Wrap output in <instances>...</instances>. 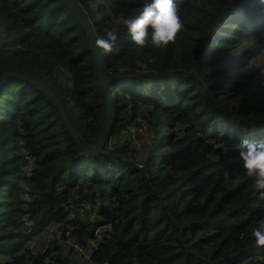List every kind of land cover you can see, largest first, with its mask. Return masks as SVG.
I'll return each instance as SVG.
<instances>
[{"label": "trees", "instance_id": "1", "mask_svg": "<svg viewBox=\"0 0 264 264\" xmlns=\"http://www.w3.org/2000/svg\"><path fill=\"white\" fill-rule=\"evenodd\" d=\"M90 1L77 0L110 74L112 143L85 154L34 85L0 88V264H68L58 245L27 249V221L77 237L109 224L94 253L108 264H264V0ZM8 72L41 80L97 142L96 61L63 2L0 0ZM138 115L144 130L122 138Z\"/></svg>", "mask_w": 264, "mask_h": 264}, {"label": "water", "instance_id": "2", "mask_svg": "<svg viewBox=\"0 0 264 264\" xmlns=\"http://www.w3.org/2000/svg\"><path fill=\"white\" fill-rule=\"evenodd\" d=\"M60 1L63 2L76 17L83 32L86 35L89 49L92 52L93 56L95 57L98 79L101 84V89L105 101L104 121L97 142L92 146H89L79 138L73 125L71 124V121L61 101L41 80L32 77L26 72H8L0 76V88L7 81L12 79L24 80L34 85L53 104L59 117L61 118V121L63 123L66 132L75 141V143L80 148V150H82V152L85 154L100 155L103 153L107 140L109 139L110 132L113 126L114 116H115L114 101L110 88V74L108 73V70L106 68L104 56L101 51L99 41L97 40L92 24L88 19L85 11L81 8L77 0H60Z\"/></svg>", "mask_w": 264, "mask_h": 264}, {"label": "built area", "instance_id": "3", "mask_svg": "<svg viewBox=\"0 0 264 264\" xmlns=\"http://www.w3.org/2000/svg\"><path fill=\"white\" fill-rule=\"evenodd\" d=\"M110 145L109 142L107 146L109 147ZM95 207H97V205H95ZM83 210L86 211V218L91 215V207L85 206ZM71 214L72 212H70V215ZM72 216H74V214H72ZM85 216H83V219ZM78 220L81 221V218H78ZM26 223L29 226L23 231V235L27 240V249L31 252H44L46 248H52L58 245V253L68 259V264H108L107 261H95L94 253L98 249L99 242L112 233L109 224H102L100 221V224L93 228L91 236L77 237L73 233L72 228L60 222L51 221L41 231H37V229L32 226L31 222L27 221ZM9 259L14 260V256H10ZM50 261L51 255L46 254L44 262Z\"/></svg>", "mask_w": 264, "mask_h": 264}, {"label": "rangeland", "instance_id": "4", "mask_svg": "<svg viewBox=\"0 0 264 264\" xmlns=\"http://www.w3.org/2000/svg\"><path fill=\"white\" fill-rule=\"evenodd\" d=\"M98 1L99 0H91L90 1V5H91L90 8H92L93 10L96 9V7L98 5ZM263 60H264V58H263ZM144 112H146V111L145 110H141V114L140 115H142V114L145 115ZM140 115L136 116L135 118L133 117L134 119H131L130 120V122L128 124V127L123 130V134H124L125 137H122V138H126V139L130 140V139L133 138V136L135 135V133L136 134H140L144 130V127L146 125V122L141 119L142 117ZM131 133H132V136H131ZM117 134H119V131L118 132H114V135L113 136L115 137V139L118 138V135ZM111 139L113 140L114 138L111 137ZM109 142H110V144L112 143V141L110 139H109ZM76 219H77L76 217L73 218L74 221ZM17 244L18 243L16 241H14V243L12 244V247L15 246V245H17ZM9 261L12 262L13 260L12 259H9Z\"/></svg>", "mask_w": 264, "mask_h": 264}, {"label": "clouds", "instance_id": "5", "mask_svg": "<svg viewBox=\"0 0 264 264\" xmlns=\"http://www.w3.org/2000/svg\"><path fill=\"white\" fill-rule=\"evenodd\" d=\"M108 141V140H107Z\"/></svg>", "mask_w": 264, "mask_h": 264}]
</instances>
